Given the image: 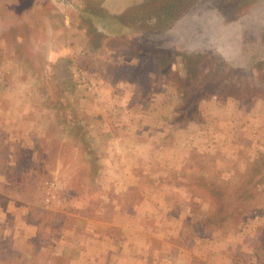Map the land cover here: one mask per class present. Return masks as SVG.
Returning a JSON list of instances; mask_svg holds the SVG:
<instances>
[{"label":"rangeland","instance_id":"1","mask_svg":"<svg viewBox=\"0 0 264 264\" xmlns=\"http://www.w3.org/2000/svg\"><path fill=\"white\" fill-rule=\"evenodd\" d=\"M0 264H264V0H0Z\"/></svg>","mask_w":264,"mask_h":264},{"label":"crops","instance_id":"2","mask_svg":"<svg viewBox=\"0 0 264 264\" xmlns=\"http://www.w3.org/2000/svg\"><path fill=\"white\" fill-rule=\"evenodd\" d=\"M64 51H65V50H64ZM64 51H63V52H61V53L59 52V53H60L59 55H61V54H62V55H64ZM62 57H64V56H62ZM55 58H56V57H55ZM57 58H58V57H57Z\"/></svg>","mask_w":264,"mask_h":264},{"label":"trees","instance_id":"3","mask_svg":"<svg viewBox=\"0 0 264 264\" xmlns=\"http://www.w3.org/2000/svg\"><path fill=\"white\" fill-rule=\"evenodd\" d=\"M67 77V76H66Z\"/></svg>","mask_w":264,"mask_h":264}]
</instances>
